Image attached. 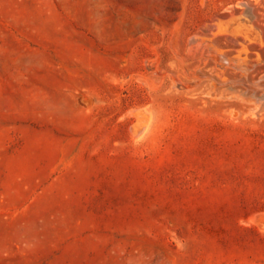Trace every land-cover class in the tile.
Returning a JSON list of instances; mask_svg holds the SVG:
<instances>
[{
  "label": "rangeland",
  "instance_id": "rangeland-1",
  "mask_svg": "<svg viewBox=\"0 0 264 264\" xmlns=\"http://www.w3.org/2000/svg\"><path fill=\"white\" fill-rule=\"evenodd\" d=\"M262 79L264 0H0V264H264Z\"/></svg>",
  "mask_w": 264,
  "mask_h": 264
},
{
  "label": "bare ground",
  "instance_id": "bare-ground-1",
  "mask_svg": "<svg viewBox=\"0 0 264 264\" xmlns=\"http://www.w3.org/2000/svg\"><path fill=\"white\" fill-rule=\"evenodd\" d=\"M247 11H248V10H247ZM246 14H247V13H246ZM247 15H248V14H247ZM247 18H248V17H247ZM241 19H242V18H241ZM231 20H232V19H231ZM238 20H239V19H238ZM238 20H237V22H239ZM228 21H229V20H228ZM242 22H243V21H242ZM247 22H248V21H247ZM239 23H240V22H239ZM250 24H251V23H250ZM250 24H249V25H250ZM228 25H229V24H228ZM240 25H242V24H240ZM245 25H246V24H245ZM226 26H227V25H226ZM238 26H239V25H238ZM238 26H235V27H238ZM251 26H252V25H251ZM251 26H249V31L246 29V30L248 31V33L252 30V29L250 30V28H255V27H253V26L251 27ZM223 27H224V26H223ZM229 27H230V26H229ZM239 27H240V26H239ZM239 27H238V28H239ZM242 27H243V26H242ZM242 27H240V28H242ZM230 28H231V27H230ZM246 28H247V27H246ZM220 29H222V28L220 27ZM243 29H245V28H243ZM232 30H233V28H232ZM232 30H230V31H232ZM236 30H238V29H236ZM236 30L234 29L233 31L237 32ZM240 30H241V29H240ZM240 30H239V31H240ZM222 31H223V29H222ZM252 31H253V30H252ZM240 32H242V31H240ZM244 32H245V31H244ZM250 33H251V32H250ZM242 34H243V32H242ZM245 34H247V32H246ZM251 34H252V33H251ZM247 35H248V34H247ZM254 35H255V34H254ZM254 35H249V36H254ZM236 36H237V35H236ZM256 36H257V35H256ZM254 37H255V36H254ZM208 38H209V37H208ZM245 38H246V37H245ZM249 38H250V37H249ZM249 38H248V39H249ZM255 38H256V37H255ZM210 39H211V38H210ZM251 39H252V38H251ZM206 41H207V40H206ZM208 42H209V41H208ZM250 43H251V42H250ZM211 48H212V47H211ZM245 48H246V47H245ZM212 49H213V48H212ZM218 49H219V48H218ZM215 50H217V49H215ZM246 50H247V49H246ZM217 51H218V50H217ZM214 52H215V51H214ZM243 52H244V51H243ZM215 53H216V52H215ZM215 53H213V54H215ZM222 53H223V52H222ZM220 54H221V52H220ZM217 55H218V54H217ZM220 56H221V55H220ZM221 58H225V57L223 56V57H221ZM245 58H246V57H245ZM236 59H237V58H236ZM239 59H240V58H239ZM224 60H225V59H224ZM246 60H247V58H246ZM242 61H243V63H244V59H242ZM239 63H240V62H239ZM230 65H231V64H230ZM243 65H246V64H243ZM246 66H247V65H246ZM241 67H242V66H241ZM241 67H240V68H241ZM243 67H244V66H243ZM246 71H247V70H246ZM246 73H247V72H246ZM244 78H245V77H244ZM260 79H261V78H260ZM262 80H264V79H262ZM241 81H242V80H241ZM247 82H248V81H247ZM255 82H256V81H255ZM257 82H259V80H258ZM257 82H256V83H257ZM261 83H262V82H261ZM263 83H264V82H263ZM252 84H254V83H252ZM262 85H263V84H262ZM263 86H264V85H263ZM253 87H254V86H253ZM258 88H260V87H258ZM263 88H264V87H263ZM263 92H264V91H263ZM141 113H142V112H140L139 114H141ZM142 116H143V115H142ZM142 116H141V117H142ZM138 117H139V116H138ZM142 119H143V118H142ZM148 122H149V121H148ZM138 124H139V123H138ZM142 124H144V123H142ZM145 125H146V124H145ZM140 126L143 127V125H140ZM140 126H139V127H140ZM142 127H141V128H142ZM145 127H146V126H145ZM133 129H134V128H133ZM136 131H137V130H136ZM137 133H138V132H137ZM137 133H136V134H137ZM141 133H142V132H141ZM139 134H140V133H139ZM263 217H264V216H263ZM262 219H263V218H262Z\"/></svg>",
  "mask_w": 264,
  "mask_h": 264
}]
</instances>
